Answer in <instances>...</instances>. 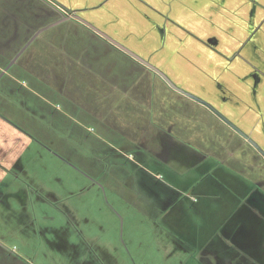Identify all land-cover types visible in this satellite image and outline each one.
<instances>
[{
	"label": "rangeland",
	"instance_id": "obj_1",
	"mask_svg": "<svg viewBox=\"0 0 264 264\" xmlns=\"http://www.w3.org/2000/svg\"><path fill=\"white\" fill-rule=\"evenodd\" d=\"M160 1L127 25L147 39L120 40L0 0L7 73L30 88L2 87L34 138L0 198V264H187L198 248L164 228L174 210L264 230V0Z\"/></svg>",
	"mask_w": 264,
	"mask_h": 264
},
{
	"label": "crops",
	"instance_id": "obj_2",
	"mask_svg": "<svg viewBox=\"0 0 264 264\" xmlns=\"http://www.w3.org/2000/svg\"><path fill=\"white\" fill-rule=\"evenodd\" d=\"M45 1L48 3V8L46 7L43 13L40 5L38 14L47 16L54 10L53 6H57L61 8L64 13L68 12L67 15H69V18L75 19L72 15L80 14L81 19L92 23L98 27V30L110 35L112 38L120 40H128L130 38L147 39L148 37L146 35L140 33L141 31L147 32L146 29H140V32L136 33V29H130L127 25L132 23L135 19H138L139 25L149 24L151 15H157L159 11L156 12V8L161 7L160 0ZM136 3L137 5H135ZM64 7L70 9L71 12ZM48 9H50V11H47ZM143 10H145V12H143ZM79 22H82V20ZM2 43L1 39L0 46L3 45ZM5 57V51H3V47H0V81L6 76L5 78H8V80L10 79L16 83H23L25 87L30 88L28 87L26 79H21L13 73H7L4 60ZM32 58L30 57L26 60L23 69L33 75L37 69L35 70L31 63L33 62ZM49 65V68H51V63ZM46 67L48 66L44 65L42 68ZM41 77H43V75H41ZM8 83L7 79H4V81L0 83V198H5L4 195L7 189L13 192L14 196L16 195V192L12 191V184L16 181V176H18L25 166L22 164V161L24 162V154L27 153L29 149H32L31 144L34 139L20 122L23 116L20 115L21 111L16 107V104H14L15 100L7 96V90L5 91V88L2 87L3 85H8ZM143 189H147V187ZM246 198L253 203V205L251 204L250 206L256 207L257 193H249ZM146 200L152 207L156 205L162 207L163 204H165L164 207H171V205H176V202H179L181 199H174V195L171 194L167 197L157 195L156 198H149L146 195ZM183 213V211H179V213L176 214L175 210L169 214L166 212L162 214L165 226L162 223V219L161 223L164 228H167L170 232L182 233V236L186 238L188 243L193 240L195 241L193 247L198 249H193L191 252L192 256H190L187 264L264 263V230H257L256 216H253V223L242 225L232 217L229 220V217H226V215L222 220H218L220 214L214 210L212 215L209 211L208 219L213 217V221L214 219L217 220V225L211 226L206 220H201L199 223L194 218L190 224L191 216H189V218H184ZM254 213L257 215V212ZM228 220L229 224L225 225ZM259 224L264 227V220L259 221ZM207 225L209 230L207 229ZM224 227H227V230L222 234L221 230ZM238 233L243 234L236 238ZM206 234L207 237H204ZM203 238L212 239V241L206 242L204 240L199 242L197 240Z\"/></svg>",
	"mask_w": 264,
	"mask_h": 264
},
{
	"label": "water",
	"instance_id": "obj_3",
	"mask_svg": "<svg viewBox=\"0 0 264 264\" xmlns=\"http://www.w3.org/2000/svg\"><path fill=\"white\" fill-rule=\"evenodd\" d=\"M74 17H76V18H78V19H80V17H78V16H76V15H74ZM65 18H69V17H65ZM93 26V25H92ZM94 27V26H93ZM101 34H103V35H105V36H107L109 39H111L110 38V36L108 35V34H106V33H104V32H102V31H100V30H98Z\"/></svg>",
	"mask_w": 264,
	"mask_h": 264
},
{
	"label": "built area",
	"instance_id": "obj_4",
	"mask_svg": "<svg viewBox=\"0 0 264 264\" xmlns=\"http://www.w3.org/2000/svg\"><path fill=\"white\" fill-rule=\"evenodd\" d=\"M66 14H68V12H66Z\"/></svg>",
	"mask_w": 264,
	"mask_h": 264
},
{
	"label": "flooded vegetation",
	"instance_id": "obj_5",
	"mask_svg": "<svg viewBox=\"0 0 264 264\" xmlns=\"http://www.w3.org/2000/svg\"><path fill=\"white\" fill-rule=\"evenodd\" d=\"M258 264V263H257Z\"/></svg>",
	"mask_w": 264,
	"mask_h": 264
},
{
	"label": "trees",
	"instance_id": "obj_6",
	"mask_svg": "<svg viewBox=\"0 0 264 264\" xmlns=\"http://www.w3.org/2000/svg\"><path fill=\"white\" fill-rule=\"evenodd\" d=\"M257 206V205H256Z\"/></svg>",
	"mask_w": 264,
	"mask_h": 264
}]
</instances>
